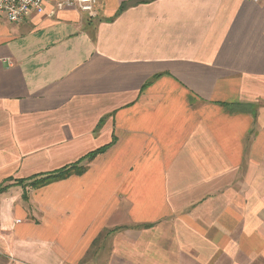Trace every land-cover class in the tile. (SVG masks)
I'll list each match as a JSON object with an SVG mask.
<instances>
[{
    "label": "crops",
    "instance_id": "crops-1",
    "mask_svg": "<svg viewBox=\"0 0 264 264\" xmlns=\"http://www.w3.org/2000/svg\"><path fill=\"white\" fill-rule=\"evenodd\" d=\"M3 183L0 264H264V0L0 17Z\"/></svg>",
    "mask_w": 264,
    "mask_h": 264
},
{
    "label": "built area",
    "instance_id": "built-area-1",
    "mask_svg": "<svg viewBox=\"0 0 264 264\" xmlns=\"http://www.w3.org/2000/svg\"><path fill=\"white\" fill-rule=\"evenodd\" d=\"M50 0H0V17L7 21L21 22L34 13H43ZM259 1V0H253ZM99 0H57V7H74L89 16L97 15Z\"/></svg>",
    "mask_w": 264,
    "mask_h": 264
},
{
    "label": "trees",
    "instance_id": "trees-1",
    "mask_svg": "<svg viewBox=\"0 0 264 264\" xmlns=\"http://www.w3.org/2000/svg\"><path fill=\"white\" fill-rule=\"evenodd\" d=\"M109 146H104L102 148H99L93 152H90L87 154L84 158L80 159L79 161L66 165L64 167H61L59 169H56L51 172L42 173V174H36L34 176H31L29 178H22L19 180H16V183L21 185L24 188L23 193V199H28V192L26 188L32 187H42L45 186L51 182L58 181L61 179H65L71 175H80L83 174L87 170V166L90 161H92L98 154L104 152ZM87 160V163H82L83 161ZM11 179H8L9 181ZM8 184H0V194L3 193L8 189Z\"/></svg>",
    "mask_w": 264,
    "mask_h": 264
}]
</instances>
